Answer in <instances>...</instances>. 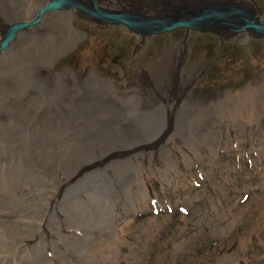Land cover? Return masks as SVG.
<instances>
[{
  "label": "rangeland",
  "instance_id": "obj_1",
  "mask_svg": "<svg viewBox=\"0 0 264 264\" xmlns=\"http://www.w3.org/2000/svg\"><path fill=\"white\" fill-rule=\"evenodd\" d=\"M130 3L129 12L147 14L140 9L150 3L160 9L174 0ZM185 3L197 5L193 0L174 5ZM33 8L0 6V30L27 19ZM67 25L55 34L58 46L48 24L42 43L37 39L41 53L5 55L28 57L32 72L26 82L19 68H0V88H9L0 97V264H264V124L254 129L264 102V38L246 33L238 40L182 28L139 37L121 25L80 16ZM152 73L163 80L145 87ZM67 77L75 91L96 90L98 83V94L122 109L121 127L134 120L128 109L154 107L162 84L169 100L164 98L166 114L158 121L176 117V108L192 125L224 124L215 131L220 141L207 146L195 137L173 149L175 138L166 133L139 148L145 141L96 145L99 150L91 144L89 158L63 171L57 158L46 163L42 150L57 147L48 142L52 136L36 133L39 126L70 123L71 141L80 143L87 142L80 132L97 137L100 130L94 128L101 122L72 119L70 111L58 115L69 109L59 97ZM179 97L187 107L175 104ZM51 113L59 117L50 119ZM110 169V190L98 194L99 186H90L94 197L84 196V178Z\"/></svg>",
  "mask_w": 264,
  "mask_h": 264
},
{
  "label": "bare ground",
  "instance_id": "obj_2",
  "mask_svg": "<svg viewBox=\"0 0 264 264\" xmlns=\"http://www.w3.org/2000/svg\"><path fill=\"white\" fill-rule=\"evenodd\" d=\"M47 1L48 0H0V6L5 10L8 9L10 11H14L16 9L22 10L23 8H27V7H31V6L34 7L33 10L31 11V13L28 14L29 16L27 17V19L20 20V19H22V18H20L17 21H13L11 23L3 25L1 28H4V29L0 30V40L2 39V37L5 33V30L8 26H10L11 24H14V23H19L22 21H29V20L34 19L38 10ZM79 1H81L84 4V6L90 10H92V4H93V5H95L96 8H98L99 10H101L103 13H106V14L117 15V14L124 13L122 18H124L128 22V25H125V24H122L119 22H100V24H103V25H121V27H123L124 30L126 29L127 31L134 33L135 35H137L139 37L145 36V35H150V34H147L149 32L145 31L146 28L139 26V24H137V23H142L143 21H145L141 16H143L145 18L150 17V16L153 17L151 15V14H153V13H151L152 10L147 9V7H150V6L154 10L155 9L159 10L158 12H156L155 15H165L163 17V19L159 18V20L162 21V28L164 29V31L159 32L160 34H166L170 30L175 29V28H182L186 32H189L192 30L195 32H200V31H197L198 29L196 27H195V29H193L191 27H178V26L176 27L175 26V28H172L170 30L168 29L169 28L168 25H173V24L175 25L174 19L177 17V15H176L177 13H179V12L182 13V14H180V17H179V18H181L180 20L187 19L189 17V15H191V13L195 10L194 7H196V5H190V4L184 5V6H186L185 8L178 7V6L175 7L174 4L176 3V0H174L173 4L164 5L163 3H161L160 9H159L158 5H157L158 8H153L152 4L150 3L142 9V11L147 12V14L133 13L130 15H133L134 17H129L127 15L126 11L129 12L130 10L128 11L126 9L130 8L133 5L130 3V1H132V0H127L129 3L126 0H94V3H92V4H91L90 0H75V2H79ZM133 1H135V0H133ZM161 1H163V0H159V2H161ZM219 1L222 2L223 0H219ZM229 1L230 0H224L223 3H215V5L209 4V6L210 7L211 6L222 7V8L223 7H225V8H229V7L232 8L233 7L234 9H237L239 11H243L241 9L234 7L231 4L229 6ZM238 1H242V0H238ZM164 2H166V0H164ZM116 8L118 10H115ZM189 8H191V9H189ZM2 11H4V10H2ZM169 11L170 12L172 11L169 15L171 17H169L167 15V13H169ZM161 12H164V13H161ZM75 16L76 17L80 16L84 19L96 22L95 18H93V17L89 18V16L86 13H84V12L82 13V12L78 11L77 9L72 8V7L71 8L70 7H63V8H60L59 10H51V11L42 12L40 14V20L36 24H34L33 26H30V27H27L25 29H19L15 33L12 40L9 41L7 48L3 51H0V68L1 67L19 68L20 73H19L18 77L22 83L26 82L27 78L31 76L30 74L32 72L31 70H29L27 59L33 53H41V49L39 48V46L37 44V39L40 40V42L42 43V41H43L42 33L48 28V24H50L52 26V33H54L50 37L51 42L53 43L54 46H56V45L58 46L59 43H58V40H57V37L55 34H57V31L65 30V28L68 29L67 24H69V22L72 23V25H73L74 20H75ZM117 16H121V15H117ZM241 16L242 17L244 16L246 18V16L243 14ZM157 17H159V16H157ZM166 18H169V20H165ZM146 20H148V21H145L146 23L144 24V26H150L147 23H152L153 21H155V20H149V19H146ZM165 21H168V22H165ZM179 21L176 23H179ZM251 21L253 23H255L254 18L249 20V22H251ZM249 22H247V23H249ZM209 23H210V25L206 26V28L209 31H211L210 33H213L216 35H224V36L234 35L235 38H237L238 40L243 39V37H244L243 33H245V32H247L253 36H256L255 33H258L256 31H254L253 29H249L247 26L244 27L243 29H240V24H239V26L234 25L236 23V21L231 16H227V18L222 19V20L220 19L217 21H216V19H212V20H209ZM165 28L168 30H166ZM232 29L234 31H232ZM200 33H202V32H200ZM261 33H263V35H261V36L258 35L257 37L264 38V32H261ZM69 36L71 37V39H73V37L71 35H69ZM142 39L143 38H141V40ZM16 50H19V52H22L24 54V56H28V57L23 60L24 56L18 52L15 56L5 58V55L7 53L12 52L13 54H15L14 51H16ZM172 52L174 53V51H170V52H166L165 54L169 53L172 55ZM165 58H167V56ZM157 77H158L157 74L152 73V74L148 75L147 78H144L147 81V84L145 85V87L149 86L150 84L152 85L153 82H159V81L163 80V78H157ZM152 78H154L155 80H152ZM68 79L69 78L67 77L66 80L63 81V88L60 87L61 92H60L59 97L62 99V101L66 102L69 105V109H67V108H66V110L63 109L62 111L59 112L58 115H65L66 113H68L70 111V116H73L72 119L76 118V117L77 118L88 117V119L101 118V122H98V125L95 126V128H94L96 132L98 130H100L97 137L95 136L92 139H90L85 135L84 132H80L81 138H85L87 140V142L84 141V142H80V143H75V142L73 143L71 141L72 136L74 135L75 132H74V129L72 128V124L70 125V123H69V125L67 124L65 127L62 126V128H57L56 126L51 125L54 122H52L51 124H49V122H48V124L42 123L39 126V129L36 130V133H38L39 130H41L42 135L46 134L47 137L52 136L53 138L51 139V141L48 140V142L50 143L51 146L54 147V145H55L57 147V151H55V152H53L51 149L48 151L42 150V152H43L42 155L46 158V163L50 162L49 160H51L52 158H57V162L61 165L63 171L67 167H69L70 169L75 168V164L78 163V161H77L78 159L79 160H85V159L89 158V156H91V154H92V151L90 152V150H91L90 145L91 144L95 145V148H97L96 147V145H97L99 148L103 149L105 146H107L108 144H111L112 142L116 143L119 141H121V142L129 141V143H136L139 141L140 142L145 141L142 143V145L135 147V148H139L140 146L148 145V143L151 140H155L158 137L161 138L160 136L164 135L166 133H171V136H174V138H175V140H173V142L171 143V147H173V149H176L175 148L176 143H179V145L183 144V146L186 147L185 144H189L190 142H192V139L195 137H196V140L198 139V141L206 144L207 146L214 145L215 139H219V141H220V138H219L220 134H219V132L216 133L215 131H217L218 129L221 130L222 128L220 129V127H222L224 124L218 123L217 127H216L215 124L212 122H209L206 120H200V121L196 122L194 125H192L190 120L184 118L185 113L182 112L181 110H176V108L174 110V112L178 111L176 117L169 116L166 118V119H168L167 121H166V119L164 120V123L158 121L159 116H161V114H163V112L166 114L167 108L165 105L163 106L165 99L169 100V91L166 89H162V87L165 88V86L164 85L162 86V84H159V86H161L159 88H161V89H157L158 94H159V100L154 105V107H148L152 102V101H150L148 103V106H147L148 110L147 109H141V107L135 108V106L133 108L128 109L127 113L131 114L132 116L134 115V120H132L130 123H127L126 125H123L121 127L120 125L124 123L122 121L123 123H121L119 125V123L121 122L120 112H123L122 109L119 111L117 109V107L114 108L113 107L114 102H111V100L108 98V96L98 94V91L102 90L99 88L98 83L94 84L96 90L91 91L90 88L87 87L86 89H83L81 91H75V90H73L72 85L69 84ZM262 79H264V74L262 75ZM141 80L143 81V79H141ZM106 82L107 83H113V80L107 79ZM262 83H264V81ZM105 88H107V86ZM153 88H155V87H153ZM3 89H9V88H6V86H4L3 88H0V97L2 99L5 97V96H3L4 93L1 92ZM261 89H264V86H262ZM150 91L151 90H149V93H150ZM151 94H152V92H151ZM209 95H210V93H209ZM101 96H103V97H101ZM160 96H161V98H160ZM178 99H179V102H176L175 103L176 105H181V106L187 107L186 101L182 100L181 97H179ZM56 101H57V103L60 102L58 99ZM252 101H251V103H252ZM261 101H262L263 109H261L259 111L260 116L254 118V129L257 128L258 131L260 130L259 126L262 123L264 124V120H263L264 116H261L264 112V102L262 99H261ZM55 109H57V108H55ZM140 110H141V112H140ZM149 110H151L153 112L152 115L147 114L148 113L147 111H149ZM31 112L32 111H30V113ZM33 115H34V111H33L32 117L31 118L29 117L30 118L29 120L31 122L33 119ZM58 115L55 113H51L48 116L50 119H54L55 117H59ZM47 121H48V119L43 120V122H47ZM151 133L154 134V135L152 134L153 135L152 137H147V138H144L141 140H135V139L140 138L141 136H143V137L144 136H150ZM30 135H32V133ZM157 135H158V137H157ZM88 136L92 137V135H88ZM28 141H29V139H28ZM25 142H27V140ZM181 145H180V147H181ZM158 150H157V152H158ZM150 155L151 154H147V156H150ZM161 156L162 157L164 156V152H162V151H161ZM165 156H166V154H165ZM148 158H151V156ZM95 162H96V159L91 161L89 165H91ZM150 162H151V160H150ZM86 163H88V162H86ZM52 164L53 163L50 162V165H52ZM79 168H80V166H78L77 169H79ZM77 172H78V170H76L75 174ZM112 174H113V171H111V169H110V171L108 170L106 172L105 171H103V172L95 171V174H94V172H92L91 175L86 176L84 178L85 179L84 185H85V190H87V192L84 193V191H83L82 192V193H84L83 195L85 196L86 194L90 193V195L89 196L87 195V196L88 197H94L95 192L90 188V186H94V187L99 186V190L97 192L98 194L103 193L105 191L108 192V190H110L109 179H110V176ZM115 179L117 180V178H115ZM91 181H92V184L89 185ZM7 191H8V188H6L4 190V192H7ZM68 194H69V192L67 190H65L62 194V197L64 198ZM92 219L94 220V218H92Z\"/></svg>",
  "mask_w": 264,
  "mask_h": 264
},
{
  "label": "water",
  "instance_id": "obj_3",
  "mask_svg": "<svg viewBox=\"0 0 264 264\" xmlns=\"http://www.w3.org/2000/svg\"><path fill=\"white\" fill-rule=\"evenodd\" d=\"M186 1H190V0H186ZM193 1L197 4L196 6H198V7L195 8V10L191 13V15H189V17L187 19L180 20L181 18H179V17H180V14H182V13H180V12L177 13L176 14L177 17L174 19L175 25L174 24L168 25L169 28L168 27L167 28L169 30L172 28H175V26L176 27L177 26L178 27H191L193 29H195V27H196L198 29L197 31L210 33L211 31H209L206 28V26L210 25L209 20L216 19V21H217L220 19L221 20L225 19V18H227V16H231L236 21V23L234 25L239 26V24H240V29H243L244 27L247 26L249 29H253L254 31L258 32V33H255L256 36L257 35H263V33H261V32H264V21L260 22V21L255 19V23H253L252 21L249 22V20L253 19V17L251 15H249L248 12H246V11H239V10L231 8V7H229V8H225V7L222 8V7H215V6L210 7L208 3H209V1H213V0H208L207 3H206L207 0H193ZM202 1H204L205 3H203ZM90 2L92 4V3H94V0H90ZM182 2H184V1H182ZM222 2H224V0ZM229 6H230V4H229ZM63 7L75 8L82 13L83 12L86 13L89 16V18H92V17L95 18V21L99 22V23L100 22H119V23L128 25V22L124 18H122L124 13L117 14V15H121V16H117L114 14H106V13H103L98 8H96L95 5H93V4H92V10H90V9H87L81 1L75 2V0H48L38 10L34 19L29 20V21H22L19 23H14V24H11L10 26H8L6 28L4 35H3L2 39L0 40V51H3L7 48L9 41L12 40L15 33L19 29H25L27 27H30V26H33L34 24H36L40 20V14L42 12L51 11V10H59L60 8H63ZM189 9H191V8H189ZM171 12L169 11V13H167V15L169 16ZM126 13L129 17H134L133 15H130V14H133L136 12L130 13V12L126 11ZM242 14L245 15L246 18L244 16L242 17L241 16ZM151 15L153 17L150 16V17L145 18V17L141 16L145 21H148L146 19L155 20L152 23H147L150 26H144V24L146 23L145 21H143L142 23H137V24H139V26L146 28L145 31L149 32L147 34H155V33H159L161 31H164V29L162 28V21L159 20V18L163 19V17L165 15H155V14L154 15L151 14ZM157 16H159V17H157ZM169 17H171V16H169ZM249 17H250V19H249ZM165 20H169V18H166ZM178 21H179V23H176ZM165 22H168V21H165ZM247 22H249V23H247ZM168 29H166V30H168ZM232 31H234V30L232 29Z\"/></svg>",
  "mask_w": 264,
  "mask_h": 264
},
{
  "label": "flooded vegetation",
  "instance_id": "obj_4",
  "mask_svg": "<svg viewBox=\"0 0 264 264\" xmlns=\"http://www.w3.org/2000/svg\"><path fill=\"white\" fill-rule=\"evenodd\" d=\"M230 1H229V4L233 5L234 7L238 8V9H241L243 11L248 12V14L251 15L254 19H257L260 22L264 21V17L262 16V14L264 15V0H242V1L230 0ZM207 2H208V0L206 1V3ZM215 3H223V2H220L219 0H213V1H210L208 4L215 5ZM140 10L142 11V9H140ZM249 19H250V17H249ZM191 33H192V31H191ZM202 33H204V32H202ZM246 33L247 32H245L243 34H246ZM155 34H160V33H155ZM254 37H256V36H254ZM256 38H258V37H256ZM171 51H173V50H171Z\"/></svg>",
  "mask_w": 264,
  "mask_h": 264
}]
</instances>
